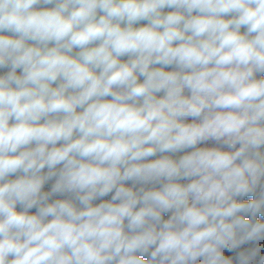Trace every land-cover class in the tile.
<instances>
[{"label":"clouds","instance_id":"clouds-1","mask_svg":"<svg viewBox=\"0 0 264 264\" xmlns=\"http://www.w3.org/2000/svg\"><path fill=\"white\" fill-rule=\"evenodd\" d=\"M5 68L0 264H264V0H0Z\"/></svg>","mask_w":264,"mask_h":264},{"label":"built area","instance_id":"built-area-1","mask_svg":"<svg viewBox=\"0 0 264 264\" xmlns=\"http://www.w3.org/2000/svg\"><path fill=\"white\" fill-rule=\"evenodd\" d=\"M8 70H9V69H7V68L2 69L3 74H5ZM257 76H258V74H257ZM185 94H186V95L188 94L187 91H186ZM160 95H162V93H161ZM78 110H79V109H78ZM185 122H192V118L189 117ZM197 147H220V145L217 144L215 141H211V140H209V141H207V142H205V143L198 144ZM237 147H238V146H237ZM193 150H194V149H185L184 151L180 152L179 156H175V155H173L172 153H163V154L158 153L155 159H158L161 155H169V156H172L174 159H179L180 156L186 154L187 152H191V151H193ZM223 150H228V149H223ZM148 159H149V160H154V159H152V158H150V157H149ZM54 182H55V178H53V180L50 181V186L48 187L47 191H50L51 186H52V184H53ZM179 182H180V183H187L188 181H187V180H181V181H179ZM126 186L131 187V186H132V182H131V181L126 182ZM136 187H137V185H136ZM155 187L159 188V187L156 186V185H155ZM111 195H112V194H109L108 196H105V197H103V198H101V199H98V200L94 201V203H100L101 200H110V199H111ZM66 198H69L67 194H65V195H56V196H53L51 199H52V200H55V199H66ZM33 209H34V208H33ZM33 209L30 210V214H35V212H33V211H34Z\"/></svg>","mask_w":264,"mask_h":264},{"label":"trees","instance_id":"trees-1","mask_svg":"<svg viewBox=\"0 0 264 264\" xmlns=\"http://www.w3.org/2000/svg\"><path fill=\"white\" fill-rule=\"evenodd\" d=\"M58 167H60V166H58ZM44 171L46 172L47 169H45ZM14 178H15V176L10 177V179H14ZM50 181H48L45 184L44 189H43L44 191H47L48 187L50 186ZM138 187H139V185H137V188ZM147 187H152V185H148ZM159 187H160V185H159ZM253 198H254L253 196L249 195V196L242 197V198H238V199H243V200L247 201V200H251ZM17 210L18 211L21 210L19 205L17 206ZM33 210H34L33 212H36V209L35 208ZM169 215H170V213H165L164 214V218L167 219ZM257 219L258 220H261V221H264V214L258 215L257 216ZM257 244H259L261 246V255H264V240H261L259 242L246 243V244L242 245L240 249L234 250L233 252H227V250H225V254L228 255V256H232L233 258H235L236 254L239 251H242V250H245V249H248V248H251V247H255V246H257ZM147 258L148 257L145 256V259H147Z\"/></svg>","mask_w":264,"mask_h":264},{"label":"water","instance_id":"water-1","mask_svg":"<svg viewBox=\"0 0 264 264\" xmlns=\"http://www.w3.org/2000/svg\"><path fill=\"white\" fill-rule=\"evenodd\" d=\"M172 9H165L164 11L165 12H167V11H171ZM144 23H146V22H144V21H142V22H140L139 24H137V25H135V26H142ZM241 31L243 32L244 31V29H241ZM8 35H10V33H8ZM122 59H127V57H123ZM157 67H159V65H156ZM166 71H170V70H173V69H171V68H167V69H165ZM18 73H19V70H18ZM3 74V71H2V69H0V75H2ZM142 79V78H141ZM108 99H110V97L108 98Z\"/></svg>","mask_w":264,"mask_h":264},{"label":"crops","instance_id":"crops-1","mask_svg":"<svg viewBox=\"0 0 264 264\" xmlns=\"http://www.w3.org/2000/svg\"><path fill=\"white\" fill-rule=\"evenodd\" d=\"M5 35H8V33H4ZM257 78H264V74H258V76H257ZM173 155H175V156H179V154H180V152H177V153H172ZM157 156V155H156ZM156 156H153V157H150V158H152V159H155L156 158ZM156 186H158L159 187V185L157 184Z\"/></svg>","mask_w":264,"mask_h":264}]
</instances>
